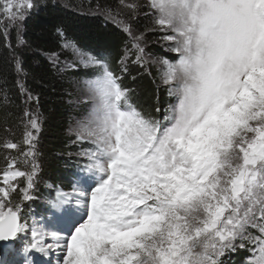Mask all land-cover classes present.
Masks as SVG:
<instances>
[{"label": "snow or ice", "instance_id": "1", "mask_svg": "<svg viewBox=\"0 0 264 264\" xmlns=\"http://www.w3.org/2000/svg\"><path fill=\"white\" fill-rule=\"evenodd\" d=\"M119 4L122 11L105 9L131 38L119 74L102 57L63 45L93 70L77 81L80 103L88 107L69 129L74 143L91 147L79 154L84 162L72 191H57L49 201L66 235L30 226L21 203L12 201L18 189L22 201L33 198L38 115L26 110L22 121L31 171L5 158L0 242L31 234L22 248H8L9 256L22 257L12 264H51L44 258L56 250L59 264H223L237 248L250 253L247 264H264V0ZM35 7L34 0H5L0 22L7 21L5 30L16 27ZM141 12L152 21L145 31L165 33L169 50L178 54L175 62L159 61L161 83L174 100L162 119L137 108L123 83L129 61L149 72L144 33L134 34L128 22ZM49 59L55 64L58 56ZM13 66L24 95L18 57ZM0 92L7 101L4 84ZM3 147L19 150L10 140ZM18 178L25 179L23 188L13 183ZM37 254L38 262L32 259Z\"/></svg>", "mask_w": 264, "mask_h": 264}, {"label": "trees", "instance_id": "2", "mask_svg": "<svg viewBox=\"0 0 264 264\" xmlns=\"http://www.w3.org/2000/svg\"><path fill=\"white\" fill-rule=\"evenodd\" d=\"M34 3L36 7L26 16L20 36L9 35L7 38L0 22V84H4L8 96L5 101L0 92V156H3L0 164L5 162L7 154L13 159L21 154L24 112L38 115L40 130L34 141L38 165L35 189L37 193L42 192L43 199L51 200L54 189L67 191L73 187L84 162L79 154L90 146L74 143L69 129L87 109L80 103L77 81L85 72L93 70L76 65L74 69L61 71L49 56L56 53L58 58L70 59L63 46L67 41L83 53L102 57L119 74L121 57L126 48L130 49V38L105 14V9H111L113 13L120 11L119 0H63L62 3L34 0ZM131 21L134 29L144 33L145 43L152 44L157 39L153 31H145L152 22L142 12ZM147 50L154 57L176 60L175 55L163 53L153 44ZM14 56L22 62L25 73L19 76L27 89L24 95L16 86L18 76L13 66ZM148 69L149 72H145L129 61L123 83L132 90V100L137 108L162 119L173 99L169 97L167 87L159 83L155 71ZM28 93L31 100L27 99ZM157 108H160L159 112ZM5 127L11 131H5ZM6 140L19 145V154L7 153L3 147ZM30 211L51 215L45 206H32ZM249 257L246 249L237 248L222 259L223 264H247Z\"/></svg>", "mask_w": 264, "mask_h": 264}, {"label": "rangeland", "instance_id": "3", "mask_svg": "<svg viewBox=\"0 0 264 264\" xmlns=\"http://www.w3.org/2000/svg\"><path fill=\"white\" fill-rule=\"evenodd\" d=\"M60 3L63 2V0H57ZM142 2V0H141ZM5 4V0H0V11H2L3 6ZM26 10V16L31 12ZM120 11H122V9H120ZM100 12V11H99ZM124 19H127L126 17H122ZM111 19V18H110ZM111 21L113 22V20L111 19ZM24 22V21H23ZM22 23H19L18 26L14 27L11 24L8 25V29L5 30L4 26V32L8 38L9 35H14V36H20L21 30H22ZM129 23L132 24V29H133V33L134 34H139V32L133 28V23L131 20L128 21ZM152 22V21H151ZM2 25H4V23H7V21H3L1 22ZM115 23V22H113ZM117 24V23H116ZM153 33L155 35H157V39L152 43L154 46H157L160 50H162L163 53H169L172 55L176 56V59H178V54L170 51L169 50V42L165 41L162 37L165 35V33L159 32V31H153ZM129 37V36H128ZM130 38V37H129ZM151 43L148 42L145 43L144 39L141 41V46L144 48V53H145V57L148 60V68H151L155 71V73L158 76V80L159 83L161 84V86H165L161 83V79H160V69L163 68V65L161 63H159V61L163 60V58H158V57H154L152 56L151 53H148V48L150 47V45H152ZM130 48H131V38H130V44H129ZM67 51V55L70 56V59H65V58H58V61L53 65L56 66L58 69H60L61 71L64 70H71L74 69V67H69V65H79L80 67L84 68L85 66L83 64H81L79 62V58L76 57L71 48H65ZM167 60V59H166ZM169 61V60H168ZM176 61V60H175ZM175 61H171V62H175ZM166 87V86H165ZM82 93L79 92V96L81 97ZM80 100V99H79ZM144 100L147 103L148 102V98L145 95L144 96ZM174 102V100H173ZM88 107V106H87ZM75 125V124H74ZM37 135V134H36ZM23 149L21 150V154H19V150H11V149H6L7 153L11 152L13 155L17 152L19 155H16V158H14L16 160V167H18L20 170L23 171H27L30 172L31 171V157H28L27 160L28 162H26V158L23 155V153H27L29 151V147L28 145H26L25 143H23ZM90 145V144H89ZM91 147V145L89 146V148ZM7 157L10 158V154H7ZM3 156H0V159H2ZM7 166V160L5 159V162L2 164H0V172H3L6 169ZM0 180H2V177H0ZM36 182V176L34 179V187L31 190V194H32V199L31 200H26V201H22L21 197H22V193L19 192V189L17 190L18 193L16 194L15 192L12 193V201L13 203H21L22 206V216L25 220H27L28 224L31 226L34 222L38 225V226H42L44 227L46 230L48 231H60L62 235H66V230L64 229V225L61 221H58L56 219L53 218L52 216V212L51 215H43L40 214L38 211H30V207L32 206H40V207H48L49 208V202L50 199H43L42 197V192L41 193H37L36 189L38 185H35ZM13 183H18L20 188H23L25 186V179L24 178H18L17 181H14ZM0 186H2V184H0ZM73 188V187H72ZM72 188L69 190H63L64 192H71ZM57 191H61L59 189H54V196L56 195ZM39 201V202H38ZM31 238V234L30 232L22 237L21 239L12 242L9 245L0 247V261H4L6 262V264H12L13 259H18V260H22V257H16L13 258L11 256L8 255V248L10 246H15L16 248H22L24 244L27 243V241ZM60 257H62V253L60 250H56L54 251L50 257H45L44 259H50L51 260V264H59V259ZM32 259L34 261H39L40 257L39 255H35L32 257Z\"/></svg>", "mask_w": 264, "mask_h": 264}, {"label": "water", "instance_id": "4", "mask_svg": "<svg viewBox=\"0 0 264 264\" xmlns=\"http://www.w3.org/2000/svg\"><path fill=\"white\" fill-rule=\"evenodd\" d=\"M6 246L4 242H0V247Z\"/></svg>", "mask_w": 264, "mask_h": 264}, {"label": "bare ground", "instance_id": "5", "mask_svg": "<svg viewBox=\"0 0 264 264\" xmlns=\"http://www.w3.org/2000/svg\"><path fill=\"white\" fill-rule=\"evenodd\" d=\"M62 253V252H61Z\"/></svg>", "mask_w": 264, "mask_h": 264}]
</instances>
